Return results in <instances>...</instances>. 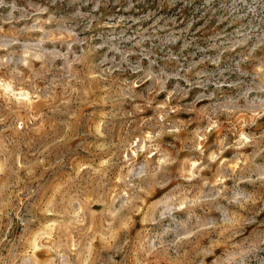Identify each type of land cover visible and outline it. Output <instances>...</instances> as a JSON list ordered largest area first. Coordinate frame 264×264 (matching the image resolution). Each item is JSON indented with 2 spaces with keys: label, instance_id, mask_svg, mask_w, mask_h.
Segmentation results:
<instances>
[{
  "label": "rangeland",
  "instance_id": "1",
  "mask_svg": "<svg viewBox=\"0 0 264 264\" xmlns=\"http://www.w3.org/2000/svg\"><path fill=\"white\" fill-rule=\"evenodd\" d=\"M0 264H264V0H0Z\"/></svg>",
  "mask_w": 264,
  "mask_h": 264
}]
</instances>
